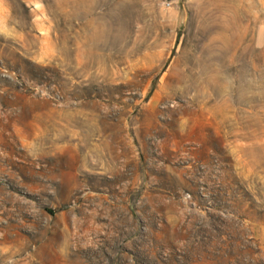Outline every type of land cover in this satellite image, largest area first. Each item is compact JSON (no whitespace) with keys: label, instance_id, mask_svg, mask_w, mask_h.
Here are the masks:
<instances>
[{"label":"rangeland","instance_id":"rangeland-1","mask_svg":"<svg viewBox=\"0 0 264 264\" xmlns=\"http://www.w3.org/2000/svg\"><path fill=\"white\" fill-rule=\"evenodd\" d=\"M0 0V264H264V0Z\"/></svg>","mask_w":264,"mask_h":264},{"label":"built area","instance_id":"built-area-1","mask_svg":"<svg viewBox=\"0 0 264 264\" xmlns=\"http://www.w3.org/2000/svg\"><path fill=\"white\" fill-rule=\"evenodd\" d=\"M163 3L166 7H170L171 6V1L170 0H163Z\"/></svg>","mask_w":264,"mask_h":264}]
</instances>
